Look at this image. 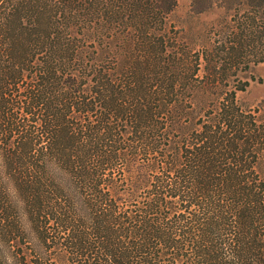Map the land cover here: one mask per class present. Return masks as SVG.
<instances>
[{"label":"trees","instance_id":"obj_1","mask_svg":"<svg viewBox=\"0 0 264 264\" xmlns=\"http://www.w3.org/2000/svg\"><path fill=\"white\" fill-rule=\"evenodd\" d=\"M176 5L0 0V264H264V0L198 50Z\"/></svg>","mask_w":264,"mask_h":264},{"label":"rangeland","instance_id":"obj_2","mask_svg":"<svg viewBox=\"0 0 264 264\" xmlns=\"http://www.w3.org/2000/svg\"><path fill=\"white\" fill-rule=\"evenodd\" d=\"M177 5L169 15V26L178 38L193 49H200L208 42L209 32L223 26L232 18L233 10L243 9L245 0H176ZM239 79L248 81L249 87L238 94L240 105L245 110L258 109V116L264 120V64L252 65L239 74ZM199 101V99H197ZM264 172V161L262 163Z\"/></svg>","mask_w":264,"mask_h":264}]
</instances>
